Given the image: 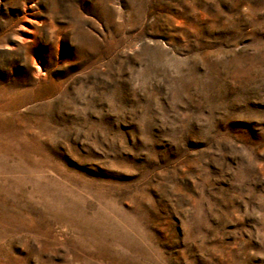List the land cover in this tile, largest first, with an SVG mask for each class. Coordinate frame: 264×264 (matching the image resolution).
<instances>
[{"label":"rangeland","instance_id":"1","mask_svg":"<svg viewBox=\"0 0 264 264\" xmlns=\"http://www.w3.org/2000/svg\"><path fill=\"white\" fill-rule=\"evenodd\" d=\"M0 264H264V0H0Z\"/></svg>","mask_w":264,"mask_h":264},{"label":"bare ground","instance_id":"2","mask_svg":"<svg viewBox=\"0 0 264 264\" xmlns=\"http://www.w3.org/2000/svg\"><path fill=\"white\" fill-rule=\"evenodd\" d=\"M26 28H28V26H27V23H25V25H24ZM23 29H24V27H23Z\"/></svg>","mask_w":264,"mask_h":264}]
</instances>
